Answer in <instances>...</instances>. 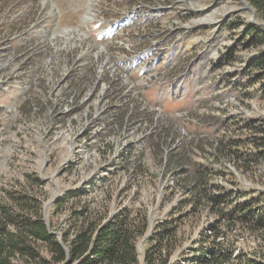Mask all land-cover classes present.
<instances>
[{
	"label": "rangeland",
	"instance_id": "1",
	"mask_svg": "<svg viewBox=\"0 0 264 264\" xmlns=\"http://www.w3.org/2000/svg\"><path fill=\"white\" fill-rule=\"evenodd\" d=\"M39 1L0 0V202L26 176L41 179L35 195L48 229L60 239L74 233V212L87 204L102 207L109 216L125 206L137 208L149 217L147 234L138 241L139 264L145 263L144 250L157 246L147 238L164 222L178 231L170 264H184L202 235L220 227L223 219L183 192L179 183L189 167L175 164L158 175L163 154L185 142L193 163L206 164L212 145L224 144L227 137L240 142L241 152L252 149L249 124L264 113L257 74L248 66L260 49L247 46L246 31L248 24L263 23L246 8V0H97L101 23L92 30L104 42L113 40L107 52L116 53L115 61L127 64L132 73L137 95L130 103L136 114L145 92L148 103L146 120L129 122L132 141L117 139L114 146L107 139L113 137L94 133L101 121L92 120L97 100L84 102L89 79L79 82L93 74L104 55L95 52L85 68L78 64L65 75L78 56L73 45L87 46L88 40L72 42L60 32L79 25L92 0H51L61 24L55 39L48 27L36 23L40 11L52 10ZM126 13L128 19L117 23ZM138 53L141 58L135 59ZM162 53L163 60L158 56ZM116 148L121 154L144 151V176L132 182L129 174L110 170L109 162L121 155L113 157ZM226 167L237 172L238 188L263 190L259 179L243 175L231 163ZM263 171L264 166L252 167L257 176ZM216 184L224 189V181ZM35 249V260L16 262L54 264L44 245Z\"/></svg>",
	"mask_w": 264,
	"mask_h": 264
},
{
	"label": "trees",
	"instance_id": "2",
	"mask_svg": "<svg viewBox=\"0 0 264 264\" xmlns=\"http://www.w3.org/2000/svg\"><path fill=\"white\" fill-rule=\"evenodd\" d=\"M246 2L263 23L248 24L246 44L260 49L248 66L257 74V93L264 113V0ZM249 127V152H241L240 142L227 137L224 144L212 145L206 164L193 163L190 146L185 142L175 150L169 148L162 160L165 169L175 164L189 167L179 183L183 192L200 208H212L223 219V226L211 227L202 235L184 264H264V171L259 176L252 172V167L264 166V115L253 119ZM227 163L235 165L243 175L259 179L263 190L238 188V174L226 167ZM143 165L133 164L130 181L144 176ZM25 179L17 188L7 189L0 202V264H21L16 261L25 257L35 260V248L40 244L47 248L54 264H139L138 241L149 229L146 213L125 206L109 216L102 207L91 209L87 204L82 211L74 212V223L70 225L74 233L60 239L48 229L42 202L35 195L41 179ZM217 180L224 181V189L216 184ZM177 234L172 222L160 224L147 238L157 246L144 250V264H170V247Z\"/></svg>",
	"mask_w": 264,
	"mask_h": 264
},
{
	"label": "built area",
	"instance_id": "3",
	"mask_svg": "<svg viewBox=\"0 0 264 264\" xmlns=\"http://www.w3.org/2000/svg\"><path fill=\"white\" fill-rule=\"evenodd\" d=\"M92 10V19L84 26L85 30H88L87 27L93 25H99L101 21L97 20L99 12L97 8H93ZM103 20V19H101ZM97 23V24H96ZM113 28V27H111ZM94 33V31H93ZM101 35L105 33L99 31ZM113 40H108L104 42L102 47H98V49H94L91 45L87 46H76V43L73 45V48H76L77 52H79L77 59L74 61V65L69 67L65 73V75H69L73 72L74 67L76 65H80L82 68H85L88 63L80 62V56L84 54L87 50L92 52V56L95 52H100L104 56L96 62V66L93 69V74L91 75H83L81 76L79 82L82 83L86 79H89V86L85 92H88L87 96L84 97V102H90L92 100H97V105L93 107V121L101 120L99 126L94 129V133L97 135H103L106 133V136L113 137L107 138L110 142L114 143L118 139V141L122 142L128 139L130 142L131 135L134 134L133 128L129 126L130 120L133 119H143L145 112H147V102L140 97V111L136 114V110L134 106L130 103L137 94L133 91L134 82L131 81L130 73L126 65L119 66V64L115 61V54H111V52H107L106 46L111 44ZM117 58V57H116ZM136 58V57H135ZM134 59V58H133ZM130 59V60H133ZM128 61H126L127 63ZM84 64H86L84 66ZM93 76L95 78L93 82ZM92 84V85H90ZM76 94V93H75ZM84 94V95H85ZM56 106V105H55ZM54 106L53 111L56 109ZM89 106V105H88ZM56 111V110H55ZM89 111V110H86ZM126 112V117L122 116V114ZM90 123L89 125H91ZM96 124V123H95ZM88 125V124H86ZM103 127V128H102ZM143 136V133L141 134ZM123 144V143H122ZM125 145H121V147H125ZM113 146V147H114ZM121 152V149L117 150V148L113 151V154L117 156ZM144 152V151H143ZM143 152H133L132 154L123 153L120 156L116 157L114 160L109 163L112 164L110 166V170H121V174H129L132 173L133 164L139 163L142 164L145 162L142 158ZM125 154V155H124ZM86 155V152L84 153ZM119 161H122L120 163ZM108 163V164H109ZM119 165V166H118ZM120 174V175H121ZM119 175V176H120Z\"/></svg>",
	"mask_w": 264,
	"mask_h": 264
},
{
	"label": "clouds",
	"instance_id": "4",
	"mask_svg": "<svg viewBox=\"0 0 264 264\" xmlns=\"http://www.w3.org/2000/svg\"><path fill=\"white\" fill-rule=\"evenodd\" d=\"M248 6H249V8L250 9H252L251 7H250V5L249 4H247ZM253 10V9H252ZM254 11V10H253ZM255 12V11H254ZM255 17H256V14H255ZM121 18L122 17H120L119 18V20H117V23H121L122 22V20H121ZM128 19V18H127ZM120 44V43H119ZM140 55H142V53H138V56H136V58L135 59H138V58H141V56ZM134 60V59H133ZM71 67V66H70ZM175 148V147H174ZM174 148H171V150L173 149V150H175ZM170 151V149L169 150H166L165 152H164V154H163V157H164V159H166V156H167V154H168V152ZM163 159V160H164ZM146 162H144V164H145ZM141 165V164H140ZM165 168H164V164H163V166L161 167V170H160V172H162V173H158V175L159 176H162V174L165 172ZM160 180V179H159ZM118 194V193H117ZM44 218V217H43ZM44 220V219H43ZM45 221V220H44ZM46 223V222H45Z\"/></svg>",
	"mask_w": 264,
	"mask_h": 264
},
{
	"label": "bare ground",
	"instance_id": "5",
	"mask_svg": "<svg viewBox=\"0 0 264 264\" xmlns=\"http://www.w3.org/2000/svg\"><path fill=\"white\" fill-rule=\"evenodd\" d=\"M48 1V0H45V2ZM91 1V0H90ZM96 3H97V0H92V8L96 7ZM52 7H55L57 8L56 6L52 5ZM88 15V16H87ZM92 16L93 14L91 13V10L86 13V16H84V18H82V23H87V21L91 20L92 19ZM85 25V24H84ZM71 40V39H69Z\"/></svg>",
	"mask_w": 264,
	"mask_h": 264
},
{
	"label": "water",
	"instance_id": "6",
	"mask_svg": "<svg viewBox=\"0 0 264 264\" xmlns=\"http://www.w3.org/2000/svg\"><path fill=\"white\" fill-rule=\"evenodd\" d=\"M246 6V8H248V10L253 14V17L255 18V12L249 8V6L247 4H244ZM45 222H47V219L44 218ZM66 264V263H65Z\"/></svg>",
	"mask_w": 264,
	"mask_h": 264
}]
</instances>
